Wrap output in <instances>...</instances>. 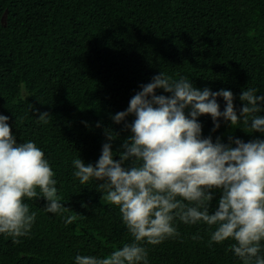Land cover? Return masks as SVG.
I'll use <instances>...</instances> for the list:
<instances>
[{"label": "trees", "instance_id": "1", "mask_svg": "<svg viewBox=\"0 0 264 264\" xmlns=\"http://www.w3.org/2000/svg\"><path fill=\"white\" fill-rule=\"evenodd\" d=\"M160 72L188 77L200 90H230L237 111L242 90L264 95V0H0V115L9 117L17 143L32 141L44 152L70 209L48 213L43 198L26 199L36 220L17 244L0 235V264H75L78 254L102 257L132 241L118 207L101 199L100 182L81 185L72 160L94 165L105 130L118 134L111 143L119 159L130 132L111 117ZM217 102L223 111V98ZM44 112L47 124L37 119ZM198 121L213 141L264 139L243 123L233 128L221 118L213 132L210 116ZM175 225L178 237L144 245L148 264H242L226 251L234 241L209 245L213 229L202 222Z\"/></svg>", "mask_w": 264, "mask_h": 264}, {"label": "clouds", "instance_id": "2", "mask_svg": "<svg viewBox=\"0 0 264 264\" xmlns=\"http://www.w3.org/2000/svg\"><path fill=\"white\" fill-rule=\"evenodd\" d=\"M139 88L127 109L111 117L116 124L124 121V130L130 132L115 154L119 159L113 158L111 143L118 134L105 130L108 142L102 145L94 165H86L80 158L72 160L73 176L81 185L93 179L100 182L101 199L118 207L132 241L102 257L78 254L75 264H148L144 245L178 237L177 220L186 225L202 222L213 229L209 245L234 241L226 251L242 264H264L260 255L264 139L244 142L229 137L225 144L216 137L213 141L211 136L202 137L198 121L200 116H210L213 132L222 118L233 128L243 123L252 132L264 134V117L259 115L264 95L252 88L242 90L237 111L230 90H200L185 76L174 79L160 72ZM158 89L170 95H157ZM218 97L225 102L223 111ZM130 115L134 119L127 123ZM49 117L44 112L37 119L47 124ZM8 120L0 115V235L17 244L19 238L29 235L37 216L26 199L43 198V210L48 213L70 209L63 206L44 152L35 142L17 143ZM216 193L219 197L210 212ZM78 216L69 215L65 223H73Z\"/></svg>", "mask_w": 264, "mask_h": 264}]
</instances>
